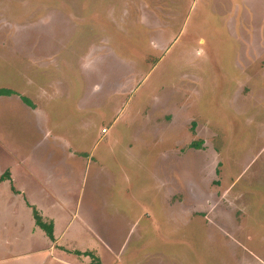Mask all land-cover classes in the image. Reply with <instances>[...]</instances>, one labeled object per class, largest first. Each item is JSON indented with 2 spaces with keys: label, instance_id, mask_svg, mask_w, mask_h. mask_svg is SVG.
Returning <instances> with one entry per match:
<instances>
[{
  "label": "rangeland",
  "instance_id": "374dc122",
  "mask_svg": "<svg viewBox=\"0 0 264 264\" xmlns=\"http://www.w3.org/2000/svg\"><path fill=\"white\" fill-rule=\"evenodd\" d=\"M0 87V264H264V0H0Z\"/></svg>",
  "mask_w": 264,
  "mask_h": 264
},
{
  "label": "crops",
  "instance_id": "0c3cea01",
  "mask_svg": "<svg viewBox=\"0 0 264 264\" xmlns=\"http://www.w3.org/2000/svg\"><path fill=\"white\" fill-rule=\"evenodd\" d=\"M3 181V180H2ZM0 181V182H2ZM23 190V189H22ZM21 190V191H22ZM24 191V190H23ZM22 191V192H23ZM18 193V192H15ZM12 196V198H16L15 194ZM13 198V199H14ZM12 199V203L10 204H4L5 207H3V205H0V215L3 212L8 213V211H10V214H15L14 213V208L19 207L21 210L24 209L25 211V215L26 217H24V222L22 223L19 217L16 218L15 224H11L10 228L8 229L7 232H9L8 234H6L3 229H5V225L4 222L2 220V218H0V262H2L3 260H9L11 258L16 257V259L25 257L27 253L29 252H18L15 254V256L10 255V251L6 252L4 251V245L6 244L7 246H12L14 244V240L15 242H17L18 238L17 237H23L24 241H28L29 239H34V238H38L40 241L47 243V247H48V251H50V245L55 241L56 242V238L54 240H51L50 238L48 239H44V235L42 233V231H39V229H41V227L35 225V220L32 214V210L31 207L28 205H24L23 206H19L20 203L14 202ZM32 203V202H31ZM39 212V215L41 216L42 220L45 222H51L52 223V230H54L56 228L57 222H58V216L57 214L52 213L51 209L45 206H37L36 208ZM15 216V215H14ZM29 226V229H27V232L24 231V229H26V227L24 226ZM44 232V231H43ZM55 232V230H54ZM54 236H58L55 233H53ZM16 236V237H15ZM13 237H15L14 239H12ZM11 240H13L11 242ZM52 249V247H51ZM34 251V250H33ZM36 252H40V250H36ZM31 256V254H30Z\"/></svg>",
  "mask_w": 264,
  "mask_h": 264
},
{
  "label": "trees",
  "instance_id": "16d2710c",
  "mask_svg": "<svg viewBox=\"0 0 264 264\" xmlns=\"http://www.w3.org/2000/svg\"><path fill=\"white\" fill-rule=\"evenodd\" d=\"M15 93V91H13L12 89L9 88H5V87H0V96H9L11 94ZM26 103H29V100L26 97H21ZM191 146H200L199 143L197 142H192L190 144ZM4 178H9V174L8 172H4L2 175H0V180H4ZM33 217L35 220V223L41 227L43 230H45L48 234L49 237L51 239H53V235H52V223L51 222H45L42 220L41 216L39 215L38 211H36V209L33 208ZM85 253V252H84ZM95 264H99L97 261H95Z\"/></svg>",
  "mask_w": 264,
  "mask_h": 264
}]
</instances>
